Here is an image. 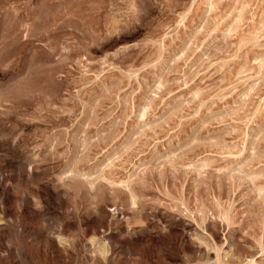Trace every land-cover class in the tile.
<instances>
[{
	"label": "rangeland",
	"instance_id": "obj_1",
	"mask_svg": "<svg viewBox=\"0 0 264 264\" xmlns=\"http://www.w3.org/2000/svg\"><path fill=\"white\" fill-rule=\"evenodd\" d=\"M0 264H264V0H0Z\"/></svg>",
	"mask_w": 264,
	"mask_h": 264
}]
</instances>
